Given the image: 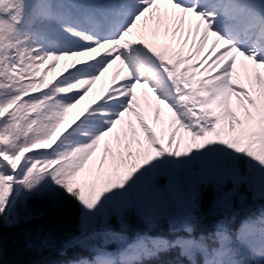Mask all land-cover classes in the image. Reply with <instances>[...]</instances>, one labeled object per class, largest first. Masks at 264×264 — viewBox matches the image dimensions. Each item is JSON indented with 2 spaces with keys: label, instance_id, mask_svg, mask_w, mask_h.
I'll use <instances>...</instances> for the list:
<instances>
[{
  "label": "snow or ice",
  "instance_id": "6c2138e0",
  "mask_svg": "<svg viewBox=\"0 0 264 264\" xmlns=\"http://www.w3.org/2000/svg\"><path fill=\"white\" fill-rule=\"evenodd\" d=\"M241 188L264 200V0H0V225L72 202L78 234L28 240L94 253L61 264H264V212L197 232Z\"/></svg>",
  "mask_w": 264,
  "mask_h": 264
},
{
  "label": "trees",
  "instance_id": "16d2710c",
  "mask_svg": "<svg viewBox=\"0 0 264 264\" xmlns=\"http://www.w3.org/2000/svg\"><path fill=\"white\" fill-rule=\"evenodd\" d=\"M240 192L243 199L237 197L226 207H215L212 203L215 193L205 191L201 206V218L197 232H211L219 222L227 223L232 232H235L241 224L252 222L254 229H259V217L264 212V200L253 195L245 188ZM183 193H178L182 196ZM174 195L157 207V222L149 226V234L153 236L167 237L171 234L170 224L172 216L178 209L174 208ZM179 199V198H178ZM32 218L21 221L19 224L0 225V241H2V256L0 264H61L62 261L82 256L91 258L94 253L77 250L69 252L68 256H60L53 250L37 251L28 246L29 238L35 239L39 234L50 235L53 238L63 239L69 234H78V207L72 202H65L60 206L50 201L31 202ZM133 228L143 227L135 217H130ZM109 246V250L114 248ZM200 259L199 256L196 257ZM165 264H188L186 257L172 252L161 257ZM155 264V262H153Z\"/></svg>",
  "mask_w": 264,
  "mask_h": 264
},
{
  "label": "rangeland",
  "instance_id": "374dc122",
  "mask_svg": "<svg viewBox=\"0 0 264 264\" xmlns=\"http://www.w3.org/2000/svg\"><path fill=\"white\" fill-rule=\"evenodd\" d=\"M99 86V85H98Z\"/></svg>",
  "mask_w": 264,
  "mask_h": 264
}]
</instances>
